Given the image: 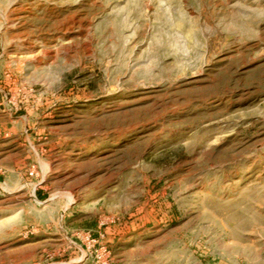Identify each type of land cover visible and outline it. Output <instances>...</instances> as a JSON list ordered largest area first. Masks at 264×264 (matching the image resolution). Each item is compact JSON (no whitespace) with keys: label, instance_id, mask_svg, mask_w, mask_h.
<instances>
[{"label":"rangeland","instance_id":"rangeland-1","mask_svg":"<svg viewBox=\"0 0 264 264\" xmlns=\"http://www.w3.org/2000/svg\"><path fill=\"white\" fill-rule=\"evenodd\" d=\"M0 264H264V0H0Z\"/></svg>","mask_w":264,"mask_h":264}]
</instances>
